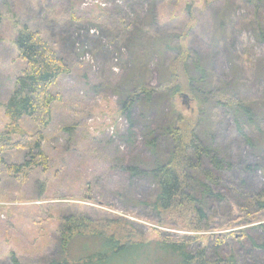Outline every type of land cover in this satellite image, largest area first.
<instances>
[{"label": "rangeland", "instance_id": "rangeland-1", "mask_svg": "<svg viewBox=\"0 0 264 264\" xmlns=\"http://www.w3.org/2000/svg\"><path fill=\"white\" fill-rule=\"evenodd\" d=\"M0 17V102L25 65L14 44L21 25L39 30L69 68L50 88L59 99L43 130L46 167H34L24 180L0 172V264H13L10 251L22 264L56 257L60 227L77 213L92 226L125 222L145 239L188 236L195 240L190 249L205 246L211 261L233 254L237 264H264V212L252 207V222L242 219L245 197L264 192V0H0ZM186 31L185 42L206 66L210 87L248 99L257 113L237 130L223 107L205 112L204 125L224 167L218 171L203 161L223 195L207 200L204 230L185 228L182 218L188 216L180 214H168L173 222L159 224L149 206L155 184L127 170L135 164L142 170L152 159L147 127L156 131L157 152L164 155L170 142L159 129L173 111L183 115L186 127L198 117L188 91L164 93L172 50H149L161 37L176 45ZM134 76L156 91L150 109L138 101L126 113L122 101ZM6 123L0 106V129ZM20 127L36 131L26 116ZM26 157L25 150L3 152L7 163ZM228 219L230 226L220 229ZM226 232L235 237L219 244L215 238Z\"/></svg>", "mask_w": 264, "mask_h": 264}, {"label": "trees", "instance_id": "trees-1", "mask_svg": "<svg viewBox=\"0 0 264 264\" xmlns=\"http://www.w3.org/2000/svg\"><path fill=\"white\" fill-rule=\"evenodd\" d=\"M17 32L14 44L18 57L25 65L15 78L10 96L5 102H0L7 119L0 129V172L4 170L8 175L24 180L34 167L40 165L45 168L47 165L43 130L51 121L53 102L59 99L50 88L60 76L69 72V68L39 30L21 25ZM259 35L264 39L262 27H259ZM178 38L179 42L170 47L171 38L165 40L161 37L151 43L149 50L153 49L151 53L172 50L173 56L166 66L164 93L172 97L183 90L188 91L197 103L198 117L186 127L181 125L183 115L173 111L174 115L159 129L170 142V149L164 155L157 152L156 131L147 127L145 144L152 159L142 170L136 164L127 170L131 175L146 176L155 184L156 193L149 206L157 215L159 224L173 222L167 219L168 214H180L188 216L182 218L185 228L204 230L208 227L207 200L212 197L223 199V195L215 190L218 177L204 167L203 161L207 160L218 171L224 167V159L204 125L205 112L212 107H223L233 117L237 130H242L244 123H252L257 113L248 99L236 98L226 91L211 88L206 66L191 54L185 42L187 31ZM126 88L121 108L123 112L128 113L138 101L144 108H151L155 88L138 76H134ZM24 116L35 124L36 131L33 133H27L20 127ZM12 136H18V139L13 140ZM10 149L25 150L27 157L20 163H7L3 152ZM244 201V221L252 222L248 217L254 211L264 212V192L245 197ZM252 207L256 209L252 211ZM117 221L116 228H108L109 224L92 226L85 215H70L60 227L57 256L42 264H237L233 254L211 261L205 246L191 250L195 240L188 236L162 233L157 238L145 239L141 232ZM230 222L228 219L219 228L229 227ZM220 236L215 238L219 244L225 238L235 237L232 232ZM238 238H244V235ZM9 254L13 264H22L14 252Z\"/></svg>", "mask_w": 264, "mask_h": 264}, {"label": "water", "instance_id": "water-1", "mask_svg": "<svg viewBox=\"0 0 264 264\" xmlns=\"http://www.w3.org/2000/svg\"><path fill=\"white\" fill-rule=\"evenodd\" d=\"M181 95H182V97L184 98V100L186 101L187 98H188V96H187L186 94H184V93H182Z\"/></svg>", "mask_w": 264, "mask_h": 264}]
</instances>
